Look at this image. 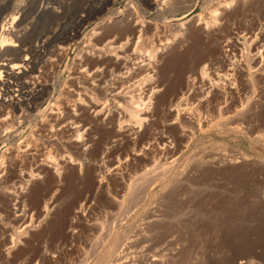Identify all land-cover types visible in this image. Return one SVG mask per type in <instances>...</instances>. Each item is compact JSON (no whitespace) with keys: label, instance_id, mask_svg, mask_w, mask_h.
I'll return each mask as SVG.
<instances>
[{"label":"rangeland","instance_id":"obj_1","mask_svg":"<svg viewBox=\"0 0 264 264\" xmlns=\"http://www.w3.org/2000/svg\"><path fill=\"white\" fill-rule=\"evenodd\" d=\"M226 1L233 4L222 11ZM132 9L142 30L99 32L120 13L132 18ZM13 17L20 39L46 45L33 74L45 92L22 109L0 104V264H148L157 255L163 264H264V0H0V25ZM243 38L256 42L245 52L257 76L235 80L241 105L211 98L213 82L236 78L229 61L214 63L218 46L238 61ZM127 41L113 51L134 57L129 68L144 63L132 79L114 55L99 60V46L111 51ZM166 42L146 68L147 52ZM11 51L0 62L13 59ZM101 79L129 99L142 96L148 124L115 133L99 116ZM151 82L159 85L154 96ZM1 88L8 101L11 93ZM91 100L97 107L90 109ZM245 102L237 115L235 106ZM178 106L210 125L182 139ZM165 145L175 151L164 154Z\"/></svg>","mask_w":264,"mask_h":264},{"label":"bare ground","instance_id":"obj_2","mask_svg":"<svg viewBox=\"0 0 264 264\" xmlns=\"http://www.w3.org/2000/svg\"><path fill=\"white\" fill-rule=\"evenodd\" d=\"M232 4H233V1H226L223 5H221V8L222 7L223 8L222 9L220 8V9L223 11L225 8L231 7ZM43 8H46V6L43 7ZM101 8L99 7V9H101ZM48 9H50V8H48ZM217 10L218 9H216V12L215 13L213 12V14L211 12V15L214 18L216 17V15H218L220 13ZM137 14H139V13H137L136 10L133 11V9L129 13V15L133 16L132 18H128L127 17V14L120 13L119 16H123V17H120L119 20H115V19H112V18L109 19V20H107V24H108V22L109 23L111 22V23H113L112 25L106 26V25L99 24V32H100V30L106 29V28L114 29L113 31H115L116 29H120V28H124V27H131L133 29H135V28L137 29L139 27L138 30H142V28L144 27V24H143L144 22L142 20H141L142 22L141 21H136L135 22V18L138 17ZM200 20H202V17L201 16L198 17V23H200ZM189 21H190V19H187L184 22H182L178 26L177 30L182 31L183 29H185L186 28V23H188ZM19 23H20V21L17 20L16 17H13V18H11V21L10 22L6 21L4 24L2 23L3 24L2 26L0 25V56L1 55H4V54H7L10 50L15 51V53H16V56L13 59H3V61L0 62V90L2 89L1 87H5V88H3V90L5 91V93H7V94L11 93V95H12L11 97L8 98V101H6L5 99H0V104L3 103V105L4 104L14 105V108H16V109H20V108L22 109V108H24V107H21V106H23L24 104H28V102L31 101V100H33V101L38 100L39 98H41V96H43V94L45 92V87H43L41 85L40 81H38L36 79L37 76H35L36 78H33L34 77L33 74L40 71L39 70V67H41V65H40V61L38 60V58L44 57V55H45L44 50L46 48V45L45 44L44 45L43 44L42 45H40V44L39 45L38 44L37 45H33L32 41H26L27 39L26 40L20 39V36L18 34L14 33V31L12 30V27H14L15 24L19 25ZM204 23H205V25L203 24L204 27L202 29L203 33L207 32L210 29V24H209L210 21H206ZM7 24H8V27L6 26ZM188 27L189 26H187V28ZM97 32L98 31H95L93 33L95 34ZM110 32H111V30H110ZM184 32H186V31L184 30L183 33ZM93 36L94 35H92V37ZM66 38L69 39L70 37L67 36ZM243 39L244 40H241L240 41L241 45H244L245 46L243 52L249 51L248 52V54H249L250 51L252 50V48H254L256 46V42H254L252 40L251 43L248 44L247 38H243ZM99 41H100V39H99ZM90 43H91V41L88 44H90ZM127 43H128V41L125 42V43H122V45H117V46L116 45L115 46L114 45L113 46L111 45L110 49L113 48L111 51H109V50L108 51H106V50L104 51V48H100V46H99V51H98L99 52V60H102L106 56H109L110 55V57L108 59L109 61L114 57L115 60H116V62H118L117 64L120 63L119 64L120 67H121V64H122V67L129 68L128 67V64L130 62L129 60L131 58H134V57H131L130 58V57L127 56L129 54H127V55L126 54L125 55H120V53H118V51L121 48H123L124 46H126ZM169 43L170 42L162 43V47L161 48H158V49H155L154 53H152L150 51L147 52L148 60L149 61L147 63L148 65L146 64V66H147L146 68H149L150 69L151 64H152V62H151L152 59L156 56V54H158L163 49H165L168 46ZM238 43H239L238 41H235L232 45L233 46H236ZM92 44H94V43H92ZM86 45L84 47H86ZM114 48L118 50V51L115 50L117 53L115 51H113ZM88 49H87V51H88ZM246 49H248V50H246ZM13 51H11V52H13ZM89 51L91 52L92 50H89ZM93 51H95V50H93ZM217 51H218V55L213 59L214 60V63H220V64H224L225 65L229 61L226 64V66H228V69L231 70V72L228 75L229 76H232V78L233 77H236V78H234V80L231 81L229 84L224 83V84L221 85L219 83V81L213 82L211 84V87H210V90H209V93H211V98L213 97L216 100H218V98H224V99H226L227 96H230V98H233V99L237 100L239 102V104L241 105V103L243 101H241V98L242 97H241L240 87H237L236 86L235 80H238L240 82V84H244V82L247 81L248 79H254L257 76L256 75L257 73L251 72L249 69L247 70L248 63L251 64V61L253 60V62H254V59H252V60L249 61L248 54L245 52V54L244 53L241 54L243 58L241 57L240 60L237 61V60L234 59V61H232V60L230 61L229 60L230 59L229 58V54H226L223 45L222 46L219 45L218 48H217ZM98 52H97V54H98ZM122 54H124V53H122ZM112 55H114V56L112 57ZM91 56H94V54H92ZM125 56H127V57H125ZM143 57H145V55ZM253 57H256V56H253ZM253 57H250V58H253ZM86 58H88V55H87ZM114 58L112 60H114ZM142 60H144V59H142ZM133 61H134V59H133ZM137 61L139 62V60H137ZM244 64H245V66H244ZM143 65H144V63L139 64L138 66H136V68L135 67L133 68V66H132V68L130 67L132 69L131 70V72H132L131 73L132 74L131 79L133 77H135V76L143 73L146 70ZM251 65H250V67H251ZM38 74H36V75H38ZM125 77L126 76L122 77V78H124L123 79L124 81L127 79V78L125 79ZM219 79H221V78H219ZM192 80H191V82H193ZM102 81L103 80L101 79V82ZM127 81H129V80H127ZM106 83L107 82H105V84H104L102 82V83L99 84V91H100L102 97H99V106H98L99 107V116L100 117H103L105 123L106 124H109V123L114 124L113 131L115 133L117 132L118 134H123V135H125V133H129L131 131L132 132L133 131L136 132L137 129H141L144 126H146L148 124V121L147 120L149 118L148 115H150V111H149L150 108L149 107H146V102L142 98V96H138V99H136V97L134 95H131L130 96V99H129V98H127L126 94H124L123 91L117 90L115 86H108V84H106ZM187 83L190 84V80H188ZM151 90H152L153 96L156 95L158 93V91H159V85L156 84V83H152ZM101 99H105V101L102 102ZM108 100L111 103H109ZM230 102H231V100H230ZM210 103L211 102L209 100L206 101V102H204V103L202 102V106L204 104L207 107V106L210 105ZM245 103H244V106L241 107V108H238V105L235 106L234 109L236 110V114L237 115L243 113L246 110L248 104L247 103L245 104ZM88 105L91 107L90 109H92L94 107H97V102L95 103L94 101H92L91 104L89 103ZM142 105H144V106H142ZM226 105L227 104H225L224 107L223 106H221V107L219 106L218 109H222V108L225 109ZM10 107H12V106H10ZM228 107H229V105H228ZM232 107H231V109H232ZM226 109H227V107H226ZM176 113H177L176 117L179 119V122H180L179 123L180 124L179 125L180 126V131H179L180 132V136L184 140L189 139L191 137L190 135L193 134L194 132H196V131H202V130L206 129L207 126L210 125V123L208 122V120H206L205 118H202L199 115V113H198L199 116H195L196 115L195 113H197V112L194 111V110H192V109H190V108H188V107H183V108L179 107L177 109V112ZM126 117H129L130 118L129 120H131V122L129 121V122H126L125 123ZM177 118H175V120ZM186 123H188V126L190 127V128L188 127L189 130H184V129L181 128V126H184ZM231 123H234V121L231 122ZM219 124H220V122H219ZM85 144H86V142H85ZM152 145H150L149 147L147 146L146 148H144V154L143 155L145 157H148V155L150 154V151L149 150H151L154 147V146L152 147ZM162 147H163V150H165V151L162 150L163 153L164 152H167V153H170V155H171V153L173 152V150L175 151L174 148L171 150L170 149V146H168V145H165V146H162ZM161 149H158V150L161 151ZM152 151H155V150H152ZM114 174H117V173H114ZM114 174H112V175H114ZM57 175H59V174H57ZM143 175H145V174H143ZM32 176L33 175H31L30 177H32ZM105 178H107L105 175L103 177L101 176L100 179L98 177V179H97V187H102V188L104 187ZM142 184H143V182H142ZM15 205H17V203H14V209H15L14 212L16 213L17 207ZM81 209H83L82 206L79 207L78 211L76 210L75 213L76 212L77 213L81 212L80 211ZM16 240H18V239H12V241L10 240L11 241L10 243H12V244H10V246H8V248H7L8 252L7 253H9L10 250L13 248V246L17 242ZM158 256L159 255H157L154 258H151L150 261L148 262V264H163L162 261H161V259H160V257H158ZM82 263L83 262H81V264ZM235 264H248V263L243 260V261H238Z\"/></svg>","mask_w":264,"mask_h":264}]
</instances>
